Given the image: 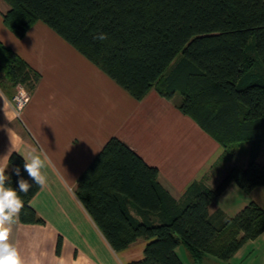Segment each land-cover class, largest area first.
Masks as SVG:
<instances>
[{
	"label": "trees",
	"instance_id": "16d2710c",
	"mask_svg": "<svg viewBox=\"0 0 264 264\" xmlns=\"http://www.w3.org/2000/svg\"><path fill=\"white\" fill-rule=\"evenodd\" d=\"M2 1L9 8L3 24L16 38L40 21L136 101L152 89L167 100L179 94V111L225 152L251 145L245 168H230L214 189L192 183L179 202L159 185L156 168L111 138L78 178L74 195L113 251L145 240L142 260L132 264H182L175 253L179 245L195 262L204 255L227 262L264 232V209L255 203L231 219L208 211L229 184L246 194L264 188V168L256 161L264 150V80L249 82L255 59L247 55L253 39L264 66V0ZM99 33L107 39H94ZM38 79L0 42L1 83L30 91ZM24 163L16 152L9 156L6 183L18 189L22 177L32 184L27 194L19 193L24 206L18 221L43 224L30 204L41 186Z\"/></svg>",
	"mask_w": 264,
	"mask_h": 264
},
{
	"label": "crops",
	"instance_id": "0c3cea01",
	"mask_svg": "<svg viewBox=\"0 0 264 264\" xmlns=\"http://www.w3.org/2000/svg\"><path fill=\"white\" fill-rule=\"evenodd\" d=\"M8 9L0 0V42L39 79L19 114L11 104L16 87L0 82V167L8 169L14 152L23 159L33 151L47 156L42 170L46 183L30 203L44 223L24 225L17 217L10 225L9 240L18 246L23 264L142 260L147 241L137 240L122 251H113L74 195L78 178L111 138L156 168L159 185L179 202L192 183L214 189L226 170L247 166L251 145L243 143L247 154L242 160L214 172L227 151L179 111L176 94L167 100L152 89L136 101L44 23L36 22L22 39L16 38L2 21ZM256 161L264 164V150ZM250 203L264 209L263 187L246 194L229 184L208 211L231 219ZM175 253L182 264H264V232L243 244L227 262L208 255L195 262L182 245Z\"/></svg>",
	"mask_w": 264,
	"mask_h": 264
},
{
	"label": "clouds",
	"instance_id": "9594fccd",
	"mask_svg": "<svg viewBox=\"0 0 264 264\" xmlns=\"http://www.w3.org/2000/svg\"><path fill=\"white\" fill-rule=\"evenodd\" d=\"M94 39L105 40L107 35L104 33L97 34ZM46 155L37 154L35 151L30 153L28 159H25L23 165L28 176L32 178L36 185L41 187L46 183V176L43 174L45 167ZM15 174L19 177L21 170L15 168ZM6 167H0V264H23L19 248L16 244L11 243L10 225L13 224L14 218H17L24 204L19 193L27 194L32 186L22 177L18 180V189L9 186L10 177L5 174Z\"/></svg>",
	"mask_w": 264,
	"mask_h": 264
},
{
	"label": "rangeland",
	"instance_id": "374dc122",
	"mask_svg": "<svg viewBox=\"0 0 264 264\" xmlns=\"http://www.w3.org/2000/svg\"><path fill=\"white\" fill-rule=\"evenodd\" d=\"M247 55H249L250 57H252L253 59H255V65L252 69V71H250V78H249V82L250 81H254V78H260L264 80V66L258 61L256 53H255V48H254V41L253 39H250L248 46H247ZM181 54H179L177 56V58L173 61V63L171 64V66L167 69V71L165 72V75L168 73V71L170 70V68L180 59ZM176 100H180L181 101V97L179 94H176ZM245 145H235L232 148L228 149L227 152L224 154V157L221 159V161L214 167V172H220V170H224L226 169L227 165H229L230 163L233 162H238L242 160V156L244 154H247V152L245 153ZM261 167L264 168V164L261 163L260 161L257 162ZM229 171L226 170L225 173H227ZM264 257V256H263ZM194 263V261H193Z\"/></svg>",
	"mask_w": 264,
	"mask_h": 264
},
{
	"label": "built area",
	"instance_id": "2783aa9c",
	"mask_svg": "<svg viewBox=\"0 0 264 264\" xmlns=\"http://www.w3.org/2000/svg\"><path fill=\"white\" fill-rule=\"evenodd\" d=\"M29 102V93L28 91L21 85H17L15 88L14 95L11 98V104L16 112L19 114L22 109Z\"/></svg>",
	"mask_w": 264,
	"mask_h": 264
}]
</instances>
